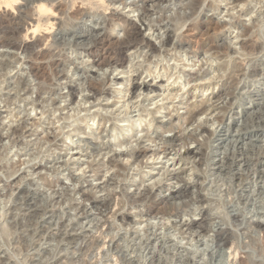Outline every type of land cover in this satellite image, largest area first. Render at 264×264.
Wrapping results in <instances>:
<instances>
[{
    "label": "clouds",
    "instance_id": "clouds-1",
    "mask_svg": "<svg viewBox=\"0 0 264 264\" xmlns=\"http://www.w3.org/2000/svg\"><path fill=\"white\" fill-rule=\"evenodd\" d=\"M0 264H264V0H0Z\"/></svg>",
    "mask_w": 264,
    "mask_h": 264
}]
</instances>
